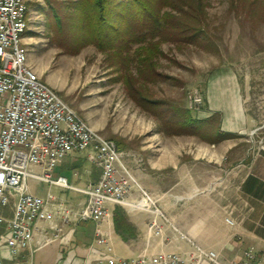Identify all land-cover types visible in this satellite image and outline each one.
<instances>
[{
    "label": "built area",
    "instance_id": "1",
    "mask_svg": "<svg viewBox=\"0 0 264 264\" xmlns=\"http://www.w3.org/2000/svg\"><path fill=\"white\" fill-rule=\"evenodd\" d=\"M28 23L25 0H0V264H30L37 234L51 230L56 236L77 222L99 227L109 216V204L149 213L147 239L162 238V223L169 221L125 168L122 151L65 103L30 64L24 42ZM186 100L196 109L203 97L195 89ZM259 143L263 148L264 140ZM72 153L85 154L99 170L96 181L76 187L55 175L59 163ZM28 178L46 185L44 196L28 191ZM53 187L81 193L85 200L74 203L55 194ZM95 235L96 245L104 249L99 261L106 264H219L216 253L194 245L187 252L143 250L122 259L110 254L98 228ZM262 260L264 250L249 247L232 264Z\"/></svg>",
    "mask_w": 264,
    "mask_h": 264
},
{
    "label": "rangeland",
    "instance_id": "2",
    "mask_svg": "<svg viewBox=\"0 0 264 264\" xmlns=\"http://www.w3.org/2000/svg\"><path fill=\"white\" fill-rule=\"evenodd\" d=\"M25 1L29 23L24 42L34 70L97 133L119 144L118 150L123 153L125 168L136 183L157 201L164 216L171 220L164 205L171 206L170 209L179 208L181 202H174L167 191L184 175L192 178L194 153L210 144L194 136H166L159 132L155 120L126 96L121 81H114L115 73L107 67L103 54L92 46L77 53H68L59 48L50 40V34L45 28L46 18L41 11L45 7L44 1ZM207 2L208 23L212 32L219 37V51L210 53L194 47L177 51L163 44L162 51L174 63L160 58L158 69L182 84L177 86L160 82L150 89L155 96L171 99L188 108L187 93L195 89L200 91L203 100L197 107L200 109L197 116L202 118L206 81L216 70L230 69L235 74L239 89L238 102L250 120V129L241 135L237 143L243 149L255 145L261 147L259 142L264 140V21L255 25L247 19H240V22L228 12L227 0ZM71 157L74 165L78 166L72 167L74 171L70 168L62 174L69 184L83 187L81 175L89 168V163L84 157H77L73 153ZM196 162L204 164V173H209L212 161L196 157ZM97 174L99 170H93V177L96 178ZM27 186L30 193L45 195L44 183L28 178ZM52 191L70 200L84 197L69 189L53 187ZM108 207L112 213L117 208L124 215L130 210L114 204Z\"/></svg>",
    "mask_w": 264,
    "mask_h": 264
},
{
    "label": "crops",
    "instance_id": "3",
    "mask_svg": "<svg viewBox=\"0 0 264 264\" xmlns=\"http://www.w3.org/2000/svg\"><path fill=\"white\" fill-rule=\"evenodd\" d=\"M238 91L235 74L230 69H218L206 81L202 118L218 112L221 132L239 137L210 144L194 153L192 178L184 175L167 191L174 202L181 204L179 208L171 209L163 204L171 220L165 216L169 225L161 222L162 238L148 240L147 224L151 215L128 208L125 216L134 236L123 240L114 230L113 213L108 207L109 216L99 227L89 221L77 222L63 227L56 236L51 230L45 235L37 234L30 264H106L99 261L104 249L95 243V228L107 238L110 254L122 259L134 258L143 250L149 254L187 252L194 245L216 253L219 264H232L241 259L243 251L249 247L264 250V147L255 145L243 149L237 143L250 129V120L238 102ZM73 154L84 157L89 163L80 182L85 185L88 181H96L99 174L93 177V170L97 168L86 155ZM71 155L59 163L55 175H63L78 166L74 165ZM196 157L212 161L208 174L204 173L205 165L196 162ZM69 163H72L70 167L67 166ZM73 168L70 170L74 171ZM84 200L85 196L70 201Z\"/></svg>",
    "mask_w": 264,
    "mask_h": 264
},
{
    "label": "trees",
    "instance_id": "4",
    "mask_svg": "<svg viewBox=\"0 0 264 264\" xmlns=\"http://www.w3.org/2000/svg\"><path fill=\"white\" fill-rule=\"evenodd\" d=\"M43 1L41 11L50 40L68 53L92 46L103 54L107 67L115 73L114 81H121L126 96L155 120L159 132L166 136H194L209 144L238 137L221 132L218 112L199 118L200 109L191 110L157 97L150 89L160 82L182 84L158 69L160 58L174 63L162 51L163 44L177 51L190 47L210 53L219 51V37L208 23L207 0ZM227 8L238 21L247 19L253 25L264 21V0H227ZM112 221L123 240L134 236L126 216L117 208Z\"/></svg>",
    "mask_w": 264,
    "mask_h": 264
}]
</instances>
